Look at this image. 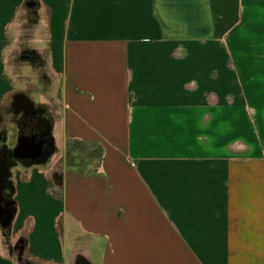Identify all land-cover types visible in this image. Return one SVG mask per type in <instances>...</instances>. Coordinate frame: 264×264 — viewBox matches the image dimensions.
Listing matches in <instances>:
<instances>
[{
  "label": "crops",
  "instance_id": "obj_1",
  "mask_svg": "<svg viewBox=\"0 0 264 264\" xmlns=\"http://www.w3.org/2000/svg\"><path fill=\"white\" fill-rule=\"evenodd\" d=\"M38 12L56 152L13 171L11 228L29 258L264 264V0H40ZM74 141L101 148L85 173L66 166ZM0 264H12L1 242Z\"/></svg>",
  "mask_w": 264,
  "mask_h": 264
},
{
  "label": "rangeland",
  "instance_id": "obj_2",
  "mask_svg": "<svg viewBox=\"0 0 264 264\" xmlns=\"http://www.w3.org/2000/svg\"><path fill=\"white\" fill-rule=\"evenodd\" d=\"M28 1H31L30 9L26 8ZM16 2L22 3L21 6L24 9V13H20V10L14 12L16 9L13 5ZM38 4H40V0H0V151L4 147L14 150L18 144L20 133L18 125L22 114L20 115V113L16 112L15 106L12 104L16 95L24 94L27 98H31L32 106L41 111L43 118L51 116L49 109L53 106V103L50 99V92L55 82L46 66V54L41 55L40 52L35 50L33 45L36 43L39 31L43 30L46 27L45 25H48L46 17L36 9ZM36 11L37 14L34 13ZM35 17H37L36 21L31 22ZM17 23L20 25L18 26ZM12 43H15L14 47L11 46ZM24 88L26 89L23 90ZM26 123L29 126L27 129V134H29L31 133L29 132L30 126L32 128L35 127L36 122L35 119L28 117ZM43 130L45 131V129ZM52 134L54 136V124ZM93 150L95 149L89 148L82 157H86ZM64 160L66 166H68L67 146ZM94 161H91L90 164L95 163ZM21 162L19 160L17 166H26ZM75 163L83 167L88 161L87 159L85 161L77 159ZM68 167L70 168V166ZM14 168L12 170L13 182ZM87 168L89 169L90 167H85V169ZM26 212L37 216L39 219L37 207L29 206ZM28 220L33 225V218L31 217ZM51 224V220H47L44 223L45 229L49 232H52ZM52 234L48 233V237L45 239L46 243L47 240L51 242L52 238L54 240L56 230L54 235ZM0 240L5 250H7L12 264H37L29 258L25 236L18 238L13 228H4L0 225ZM65 240L67 243L69 242L66 234Z\"/></svg>",
  "mask_w": 264,
  "mask_h": 264
},
{
  "label": "trees",
  "instance_id": "obj_3",
  "mask_svg": "<svg viewBox=\"0 0 264 264\" xmlns=\"http://www.w3.org/2000/svg\"><path fill=\"white\" fill-rule=\"evenodd\" d=\"M31 1L26 3V8L30 9L29 6ZM40 4H38L36 9H39ZM37 14V11L34 12ZM36 18L31 21L35 22ZM37 125L39 136L45 141V149L43 154L34 161H22L26 166L43 165L46 164L55 153V140L53 136V120L52 117L43 118L41 116ZM29 129H32L31 127ZM45 129V131L43 130ZM94 148L95 150L89 152L86 157H82L89 148ZM101 148L92 143L83 142H69L67 144V165L70 168H76L80 172L85 173L87 167L91 161L100 158ZM80 159L86 163L83 167L77 165L75 161ZM19 160L14 155V150L4 147L0 151V225L4 228H10L13 219L16 214L17 204L15 199L16 188L12 180V170L17 166Z\"/></svg>",
  "mask_w": 264,
  "mask_h": 264
},
{
  "label": "flooded vegetation",
  "instance_id": "obj_4",
  "mask_svg": "<svg viewBox=\"0 0 264 264\" xmlns=\"http://www.w3.org/2000/svg\"><path fill=\"white\" fill-rule=\"evenodd\" d=\"M12 104L15 106V111L20 113V115L22 114V116L20 117L21 119L19 120V125H18V130H19V138L21 137H26L29 139L34 140V142L36 143L37 146H40V144L42 143V150L41 152L36 156L35 159H26V160H22V161H34L36 159H38L42 154L43 151L45 149V141L39 136L38 133V129H37V125L39 124V120L41 118V111L34 108L32 105L30 106L28 103V100L26 99V97L23 94H19L16 95L14 97V100L12 102ZM28 117H31L32 119H35V127H31L32 129H30L29 134H27V129H28V123H26V120ZM25 121V122H24ZM35 155V154H34Z\"/></svg>",
  "mask_w": 264,
  "mask_h": 264
},
{
  "label": "water",
  "instance_id": "obj_5",
  "mask_svg": "<svg viewBox=\"0 0 264 264\" xmlns=\"http://www.w3.org/2000/svg\"><path fill=\"white\" fill-rule=\"evenodd\" d=\"M27 99L29 105L31 106L33 102L31 101V99L29 98ZM41 150H42V143L40 144V146H37L34 140L26 137H21L19 138L18 144L14 149V155L20 161L30 158L35 159L36 156L41 152Z\"/></svg>",
  "mask_w": 264,
  "mask_h": 264
}]
</instances>
